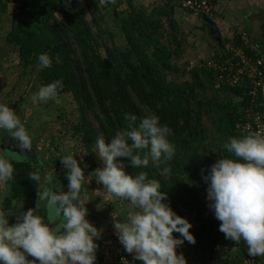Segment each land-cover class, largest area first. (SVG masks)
I'll return each mask as SVG.
<instances>
[{"label":"clouds","instance_id":"clouds-1","mask_svg":"<svg viewBox=\"0 0 264 264\" xmlns=\"http://www.w3.org/2000/svg\"><path fill=\"white\" fill-rule=\"evenodd\" d=\"M70 3L71 0H64ZM116 0H101L115 4ZM52 64L47 53L38 56V67ZM64 87L62 79L43 85L32 96L33 103L56 100ZM128 125L119 129L106 143L103 135L96 140L93 152L102 162L86 181L77 153L70 152L60 161L66 169L67 191L44 187L38 191V202L54 210L45 219L35 209L20 211L16 222L13 214L0 209V264H96L102 231L88 219L87 203L91 200L84 188L95 178L113 196L127 200L134 211L122 220L112 214L113 228L123 249L133 256V264H188L177 249L187 241L196 243L190 231L192 223L178 215L167 202L168 193L160 183L149 179L147 172L133 174L126 169L147 168L150 162L159 167L172 160L175 148L169 141L170 129L162 125L155 114H145L137 126V116L125 113ZM0 130L23 149H31V138L20 117L6 102H0ZM226 155L211 165L204 177L207 185L209 209L220 221L219 231L226 239L247 247L250 257H264V123L256 120V129L246 126L239 136L229 137L221 145ZM87 154V153H84ZM13 163L0 155V184L14 179ZM39 184L41 175L28 174ZM52 175H45L43 183L53 185ZM23 209V202L15 203ZM99 208V205L97 206ZM120 219H117V218ZM55 222L54 226H51ZM174 233L178 235H174ZM28 257L33 259L29 260Z\"/></svg>","mask_w":264,"mask_h":264},{"label":"trees","instance_id":"trees-1","mask_svg":"<svg viewBox=\"0 0 264 264\" xmlns=\"http://www.w3.org/2000/svg\"><path fill=\"white\" fill-rule=\"evenodd\" d=\"M80 2L27 0L13 19L7 42L18 47L26 67H38L41 53L51 57L50 67L39 68L41 83L62 79L64 87L58 94L71 93L78 104L80 119L73 129L87 145H95L101 135L106 143L110 142L117 130L127 127L125 113L137 116V126L145 114L157 115L161 124L170 129L169 141L175 148L172 160L159 167L150 162L147 168L129 166L126 170L133 174L145 171L149 179L157 180L160 190L168 193L167 202L172 209L184 217L179 201L184 196L192 202L200 201L199 194L207 191L204 177L210 170L204 171V167L209 153L216 147L220 156L226 155L221 145L229 137L241 134L238 125L245 116L216 95H206L208 87L214 89L215 83L212 73L202 66L192 70V81L168 82L163 69H174L172 55L160 47L161 26L151 21L145 10L129 13L122 19L129 49L108 48L103 55L100 35L105 32L104 18L109 8L118 3H105L109 10L102 12L100 21L95 19L93 25ZM59 11L65 20L56 16ZM160 14L168 15L164 11ZM148 47H154L152 54L147 53ZM232 91L239 94L236 89ZM205 116L219 135L216 140L208 135L203 122ZM199 213L201 230L192 233L196 241H201L202 250H209L213 256L226 238L219 231L220 221L213 211L202 207ZM234 246L247 252L243 241L239 244L231 241L230 247Z\"/></svg>","mask_w":264,"mask_h":264},{"label":"rangeland","instance_id":"rangeland-1","mask_svg":"<svg viewBox=\"0 0 264 264\" xmlns=\"http://www.w3.org/2000/svg\"><path fill=\"white\" fill-rule=\"evenodd\" d=\"M80 1L84 7L87 19L93 25L95 24V19H99L100 21L102 12H107L110 9L109 14L104 18L105 32L102 37L100 35L101 53L103 55H106L108 48L119 51L129 49L127 37L122 31V19L129 13H138L140 10H145L149 14L150 20L161 26L159 28L160 47L172 55L171 62L174 69H163V73L166 75L168 82L180 84L185 81H192V70L202 65V60L197 61V58L205 56V52H202L203 47H205V40L197 34V29L192 27V24H184L182 27H179L177 23L173 25L171 22L173 21L171 11L167 12L168 15L166 16H162L157 11L151 13V10L148 8L152 6L151 3L154 0H116L118 5L115 4L116 6L107 10V4H102L101 1ZM16 11L17 9L15 8L11 15H17L18 11ZM56 16L60 20H65L60 11L56 12ZM7 36L0 37V48L2 46L5 48L4 54L6 55L5 59L0 56V102H6L14 109L25 128L29 130H26L28 135L32 140L34 139L35 147L39 152H42L43 156L37 155L43 157V160L37 161V169H40L39 173L53 176L54 190L63 189L67 191L68 180L65 177L66 169L62 165L60 157L70 152L77 153L78 160L82 156L81 167L85 168L86 181L90 178L92 171L97 167H102V162L93 152L95 145H87L82 142L73 129L80 119V113L78 104L71 93L58 94L56 100H50L46 103H33L32 96L43 86L39 67H26L23 65L18 47L9 44L7 42ZM221 43L222 47L217 46L220 49L215 50L212 55L225 54V42L221 41ZM146 50L147 53L152 54L155 49L154 47H148ZM1 53L0 51V55H3ZM157 60L162 65V61ZM214 86V89L210 86L208 87L206 95L208 97L216 95L220 100L230 104L232 106L231 109L236 108L240 112V100L237 94L230 88ZM203 122L208 129V135L214 140L219 138V135L215 133L212 122L207 116L203 117ZM39 146L41 149H38ZM213 148L214 150L209 153V161L204 167V171L210 170L211 165L218 159V150L216 147ZM9 155L16 159L20 157L12 151L9 152ZM84 188L91 199L86 205L88 208L87 219L102 231L101 238L98 241L99 248L102 251L105 249L108 250L110 247L115 248V244L117 243L116 239H111L110 241L112 243L110 245L105 243L108 234L111 232L114 233L115 230L112 223V214L114 212V214L119 215L124 220L127 218L128 213L134 211V209L131 208L127 200H121L113 196L106 188H103L102 184H97L95 178L90 183H85ZM198 197L200 201L196 202H192L185 196L183 201H179V207L184 217L193 225L190 229L191 232L201 230V221H199L201 208L206 207L209 209V201L206 198L207 191L199 194ZM98 205L99 208L97 207ZM50 213H53L52 209ZM117 219L120 218L118 217ZM174 235L178 234L174 233ZM230 242V240L223 242L225 250H230L227 247L230 246ZM177 252L184 254L188 264H214L210 263L212 262L210 260H215V256L212 257L209 250H202L201 241H196L195 244H190L185 241L183 245L178 247ZM241 252L242 250L240 248H236L233 253L235 256L240 254V257L236 258L237 261H229V263H240L242 257Z\"/></svg>","mask_w":264,"mask_h":264},{"label":"crops","instance_id":"crops-1","mask_svg":"<svg viewBox=\"0 0 264 264\" xmlns=\"http://www.w3.org/2000/svg\"><path fill=\"white\" fill-rule=\"evenodd\" d=\"M26 1L27 0H0V37L9 34L12 29L13 19L16 16L11 15V13L15 8L18 11ZM151 4L152 6L148 8L151 10V13L153 11H157L158 13L171 11L173 15V21L171 22L173 25L177 23L179 27H182L184 24H192V27L197 29V34L202 36V39L205 40V47L202 49V52H205V56L197 58V61L202 60V65L200 66H202L203 69H209L207 63H204L205 61L223 55H212V53L215 50L220 49L218 47H222L221 41L225 42L224 48H227V44L232 41L233 35L238 30L247 31L264 54V0H218L215 8L216 15L210 18L208 16L197 17L180 7H174L170 3H165L163 0H154ZM176 11H178V13H176ZM4 49L3 46L0 48V51L2 52L1 54H3L0 56L4 57L3 59L6 58ZM0 132L2 139L4 140L3 143L8 142L17 144L19 142L12 140L3 130H0ZM31 141L30 150L33 152V156L35 157L34 160L32 157H19L18 155L17 157L19 158L16 159L10 156L9 151L5 150L4 147L0 152V155L8 158L13 163L15 169L14 179L7 184H0V209L8 212L12 211L13 214L9 217L10 224L16 222V216L20 211H27L29 208L35 209L37 203H39L40 207L39 212L45 217V219L51 214L52 216L54 215V210L53 213H50L51 209L45 207L46 202H38V191H42L44 187L53 188V185H46L43 183L45 175L40 174V169H37L38 159L43 160V157L37 155H43L42 152H39L35 147L34 139L32 140L31 138ZM27 150L28 149H26V151ZM31 172H37L41 175L42 179L39 184H36V182L29 178L28 174ZM14 202H23V209L14 206ZM54 224L55 222L51 226H54ZM226 240L229 239H225V241ZM223 244L224 243L220 244L216 248V254L213 256L211 255L212 257L215 256V260L211 259L210 261L212 262L210 263L231 264L229 261H237L236 258L240 257V254L235 256L233 253L236 248H239L238 246H234V248L227 246L230 250H225V245ZM115 249L117 248L110 247V249L102 251L98 248L97 258L101 260V264H133V256L131 254H128L126 251L120 252L119 249ZM122 253L127 256V261L121 260ZM241 253V261H243V259L253 258L247 256L246 253L248 252L242 251ZM255 258L258 259V264H264V257ZM28 259L31 260L33 258L28 257ZM135 264H142V262L135 261Z\"/></svg>","mask_w":264,"mask_h":264},{"label":"built area","instance_id":"built-area-1","mask_svg":"<svg viewBox=\"0 0 264 264\" xmlns=\"http://www.w3.org/2000/svg\"><path fill=\"white\" fill-rule=\"evenodd\" d=\"M172 6H177L195 16H214L216 0H163ZM225 54L205 61L208 70L213 75L215 85L222 88L236 89L240 103V112L244 114V121L238 125V131L251 125L256 129V120L264 123V54L252 36L245 30L235 32L232 41L226 46ZM203 63V65H204ZM3 139L0 132V152L3 148ZM41 149V147H38ZM113 234V235H112ZM111 239L117 240L115 248L124 252L119 243L116 232L109 233L105 243L110 245ZM108 240V241H107ZM122 261H127V256L122 253ZM96 264H101L97 258ZM238 264H258V259H243ZM260 264V263H259Z\"/></svg>","mask_w":264,"mask_h":264},{"label":"water","instance_id":"water-1","mask_svg":"<svg viewBox=\"0 0 264 264\" xmlns=\"http://www.w3.org/2000/svg\"><path fill=\"white\" fill-rule=\"evenodd\" d=\"M3 147H4L5 150H7L9 152L12 151V152L17 153L19 156H22V157L26 156L28 158L32 157L33 160L35 159V157L33 156V152L31 150H27L26 151V149L21 148L19 142L17 144L16 143L13 144V143L5 142V143H3ZM49 216H52V214L49 215Z\"/></svg>","mask_w":264,"mask_h":264}]
</instances>
